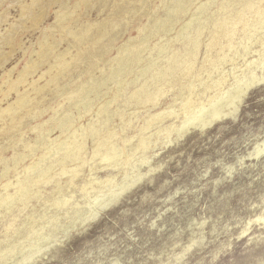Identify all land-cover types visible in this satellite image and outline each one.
<instances>
[{"label": "rangeland", "instance_id": "rangeland-1", "mask_svg": "<svg viewBox=\"0 0 264 264\" xmlns=\"http://www.w3.org/2000/svg\"><path fill=\"white\" fill-rule=\"evenodd\" d=\"M229 2L0 0V160L11 168L5 176L0 162V198L16 194L22 186L17 176L28 180L25 168L45 164L43 150L52 140L65 139L68 132L59 125L65 114H72L71 129H78L87 156L65 202L54 205L56 183L49 181L37 185L42 198L3 211L0 264H264V219L258 218L264 212V58L255 51L258 38L248 40L255 47L250 55L224 62L223 107L212 106L214 88L204 89L205 42ZM169 3L176 11L164 30ZM194 17L207 26L198 34L204 33L192 80L201 102L192 124L179 109V87H171L182 71L154 79L142 74L159 73L170 65L166 57L174 63L189 48L181 33ZM260 34L264 38V28ZM139 40L140 59L130 70L119 69L121 53ZM98 80L102 85L94 84ZM159 85L167 93L157 105L142 107L137 92ZM21 98L28 105L21 107ZM9 109L21 116L12 129ZM159 113L166 115L141 129ZM181 123L183 130L174 131ZM41 126L44 134L36 131ZM95 128L102 138L111 132L117 140L121 164L94 155ZM140 137L147 141L137 148ZM23 153V162H16ZM61 175L57 169L55 180L67 185L71 174Z\"/></svg>", "mask_w": 264, "mask_h": 264}, {"label": "bare ground", "instance_id": "bare-ground-1", "mask_svg": "<svg viewBox=\"0 0 264 264\" xmlns=\"http://www.w3.org/2000/svg\"><path fill=\"white\" fill-rule=\"evenodd\" d=\"M227 4H226V6L229 5V7H230V9L227 7V9H229V11L227 10L228 11L227 12V11H223L222 10L223 12H227V13H221V14L217 15L218 17L214 21L215 23L214 22L212 23V26H213V24H214V26H213V29H211L212 31L210 30L211 33L208 36L209 39L207 38L208 41L205 42L206 43V45H205L206 46V52H205L206 54H205V58L203 60V62L208 63L205 66H206V68L209 71L208 72V79L204 81V89H206V88H214L215 89V95H213V99L214 98L215 99L217 98V100L214 102V104L213 103H210V105H212V104H213L212 106H219L220 105L222 107L226 103H224V101H219V100H221L223 97H227L228 96V94H225L226 92H224L223 89H222L223 88V85L227 82L226 76L224 75V68H223V65L225 64L224 62L228 61V59H234L235 56L246 57L247 55H250L252 53V49H254L255 47H256V49H255L256 53H258L261 58H264V38L260 34V30H262L264 28V0H231V2H229L228 5ZM187 6H189V5H187ZM168 8H169L168 10H169L170 13H168L166 21H163L164 20L163 19L162 20L163 23H161V25H162V27H163L164 30H167L171 26V22H170V17L171 16H170V14H171V12L173 10L176 11V8L171 3H169ZM180 9H181V7H180ZM205 12H207V14H208V11H205ZM200 14H201V17H203V15H202L203 13H200ZM195 17L193 19V22H190L189 24L183 25V27H182L183 33H181V34H185L183 36H184L185 39H188L189 40L190 45H189V48H187V49L185 48L184 49L185 50L184 53H182V52L179 51L180 54L181 53L182 54L179 55V53H178L179 58L176 59V62L171 63V61L173 60V58L172 57H170V58L169 57H166L167 58L166 61L167 62H170L169 67L168 66L167 67L165 66L164 70H162V71L159 70L160 72L157 73V74L152 73V75H150V73H148L146 71H145V73L142 74L143 76H145V78L152 77L154 79L155 77L160 78L168 70H172L174 72L175 71L177 72V71H180L181 70L182 71V74L179 75V76H177L176 79H175V81H174V83L172 84V86L171 85L170 86L172 88H175V89H176V86L179 87V91H178L179 93L177 92L178 93L177 94L178 95V98H176V97L175 98L176 99H179V98L182 99V103L183 104H182V106L180 105L181 107H179V109H181L180 111H182L185 114L186 119H187V122L188 123H192V124H194L195 120L198 119V115H197L196 111H195V113H196L195 114L193 112V110H194L196 104H198L199 102H201V96H200V94H197L196 93V91L194 89V83H193V80H192V78L197 75V72L195 70V64L197 62L198 53H199L200 47H201L200 46L201 45L200 37L204 33H202L200 35V37H199L198 34L207 26L206 25V22L207 21H205V19H203L204 20L203 21L201 18H195ZM205 17H207V16L205 15ZM36 18L39 19V16H37V14H36ZM239 31H241L240 37H236L238 35V32ZM253 37L258 38V41H257L258 44L254 48H253V45L252 44H249L248 43V40H250L251 38L254 39ZM237 38H239L241 40L237 41ZM143 43H144L143 40L135 41V42H133L130 45V47L128 49H126L125 52H122L121 53V55L119 56V59H117V65H118V68L119 69L122 70L123 66L125 67V69L126 68L127 69L129 68V70L132 69L130 67L137 60V57H139V59H140V52L141 51L139 53H138V51H139V49H140V47L142 46ZM241 44H242V48H241L242 50H240V48H239ZM184 47H186V46H184ZM173 50H175V49H173ZM176 54H177V52H176ZM176 54H175V56H176ZM171 55L173 56V53ZM166 61H163V62L165 63ZM151 63H153V62H151ZM118 72H119V70H118ZM215 72H217V74ZM146 75H147V77H146ZM171 75H172V73H171ZM168 76L170 77V74ZM152 78H150V79H152ZM165 79H167V78H165ZM156 81L157 80H155V82ZM102 83H103L102 80L101 81L98 80V81L94 82V84L96 86H100V85H102ZM89 86H90V84H89ZM153 86H155V84ZM160 86L161 85H159V88H157L158 87L157 86V87H154V88H151V89H149L150 86L148 88L146 86L145 87H143V86L141 87L143 92H137V93H139V95L137 94L138 97L136 96V98H138V101L140 102V104L142 102V107L145 104L147 105L149 103H151V105L152 104L157 105L158 100L160 99L161 96H163V94L165 93V91L167 93V90L163 89L164 87L163 88L161 87V89H160ZM90 87H92V86H90ZM38 89H39V92L40 93H43L46 90L45 88H39V87H38ZM169 90H171V89H169ZM36 92H38V91H36ZM77 94H75V96ZM135 95H136V92H135ZM135 95H133V96H135ZM78 96H79V94H78ZM83 97H84V95H83ZM90 99H88V100H90ZM18 100H19V104L21 105V107H25L29 103L28 102L29 101L28 99L21 98V99H18ZM135 101H137V100H135ZM137 104H139V103H137ZM169 106H171V105H169ZM173 106H174V104H173ZM85 107H87V106L85 105ZM179 109L177 111H179ZM207 109H208V107H205L204 106V108H203L202 111H205ZM8 111L11 112V114H13L12 117H11V121H12L11 129H12L16 125L15 123H18L17 121H18L19 117H21V116H19L18 113H15L11 109H9ZM28 113L29 112H27L26 114H28ZM163 114L166 115V113H163ZM163 114L162 113H159V114H155L153 116L151 115L152 117L150 116V118L147 117L149 119L146 118L147 119V120H145L146 123L145 124L143 123L144 125H143V127L141 129L142 130H146L150 126V124L152 123V121L154 119L161 118L160 116H163ZM167 114H168V112H167ZM71 115L70 114L69 115L68 114H65L60 119V122H59L60 124L58 123L60 125V127L63 128V132H64V129L67 130V132H68L67 135H64L65 136V139L64 140H59L60 139L59 137H61V133H60V135H57V136H59L58 137L59 139L58 140H54V141L51 139L53 143L50 144V145L48 144L49 146L46 145L47 146L46 149L43 150L44 152L42 151L43 152L42 162L44 163V161H45V164H43L40 167L39 166H35L33 164L34 165L33 167L30 165L31 167L29 166V167L25 168V171L27 172L26 178L28 180H25V179L22 180L23 178L21 176H17L15 178L16 179V184L18 186H21L22 185L21 187H19V189L17 188L18 190L15 188L16 191H17V192H15L16 194H14L15 196L12 195L11 192L7 190L9 192V194L4 195V198H0L1 199V201H0V215L3 214V211L4 210H7V212L8 211H12L16 206L17 207H20V206H22V204H26L27 202L29 203L30 201H32L35 198H39V199L42 198L45 194L43 193L44 195H42V191L41 190H39V189H38L39 191L36 190L37 189V185L38 184H44L45 185L49 181L50 182H52V181L54 182L55 181V183H56L55 189H54L55 190V193H54L53 196H51V200L54 201L53 202L54 205H58L62 201H64L65 195L67 194L66 191L68 190V188L70 187L71 184H74L75 183V181H76L75 178L78 176V171L80 170V168L82 169V167L84 166V164H86L85 162L87 161V156L84 157V150L82 148L83 145L80 144L81 143L80 141H82V140L81 139L79 140L77 138V135H78L77 134V130L78 129H75V130H72L71 129V126L73 125V123L71 124V121H72V119L70 118ZM194 115H197V117H195ZM54 120H56V118ZM74 121H75V119H74ZM106 123H108V122H106ZM103 124L104 123H102V125ZM81 125H83V124H81ZM181 125H182V123L180 124V126L178 128L175 127L173 130L174 131H178L179 129H182ZM202 125H204V121H203V124ZM42 126L40 128H38V127L36 128L37 133H40V134H44L45 133V129H43ZM54 126H55V124H54ZM105 126H107V124ZM169 128H167V130L170 132V129ZM8 129H9V126H8ZM97 129L95 128V129H92L90 131V134L93 135V138L95 136V138L97 137L98 140H99V141L97 140V142H94V145H95V143L98 144L97 147L94 149V152H93L94 155L100 156L103 161L104 160H107L109 162L111 161L112 162V163L110 162L111 164H121L120 159H121V157L124 156V154H123L124 152H123V149L121 147H119L118 142H116L117 140H114V136H113V138L110 136L111 135V132L109 130L112 131V129L111 128L110 129L108 128V130L106 129L107 131L110 132V134L109 135H105V137H103V138L101 136H103L104 134L102 133L103 135H101V131H98ZM48 130H49V128H48ZM81 130H84L85 131V130H88V129L87 128H82ZM81 130H79L78 132H80ZM1 131L4 132V133L7 132V130H1ZM107 131H105V132H107ZM109 132H107V133H109ZM64 133H66V132H64ZM84 135H87V134L84 133ZM75 137H76V139L75 140L73 139V141H71L72 138H75ZM43 138H45V137H43ZM47 138H49V137H47ZM50 138H51V136H50ZM42 141L44 142V140H42ZM42 141H41V146H42ZM124 141L127 142L129 140L126 139ZM145 141H147V140L144 137H140L138 143L136 144V147L137 148L144 147L143 144H145ZM44 144H45V142H44ZM70 144H72V145L70 146ZM27 146H26V148H27ZM84 149H85V146H84ZM47 155H48V157H47ZM14 158H15L14 160L16 162L22 161V159L25 158V154L23 153V155H18V156H15ZM35 161H36V159H35ZM39 161L41 162V159ZM0 162H1V160H0ZM1 163H3L4 165H6L8 162L5 159H2V162ZM3 164H2V166H3ZM39 165H41V164H39ZM5 168H6L5 176H7L8 173L10 172V169L11 168L9 166H7V165L5 166ZM57 169H60L61 170L62 175L63 174L65 175L67 173L71 174L70 175L71 176V179L69 180V182L67 183V185H64V183L62 184L61 182H59V181L57 182V180H55V177H56L55 176V171ZM15 175H16V173H15ZM12 183H14V181L12 182L11 179L8 180V184L9 185H11ZM61 198H63V200ZM258 218L260 220H261V218L264 219V212H263L262 215H260V217L258 216ZM33 223H36V221L33 222ZM33 228H34V226L32 227L31 230H33Z\"/></svg>", "mask_w": 264, "mask_h": 264}]
</instances>
